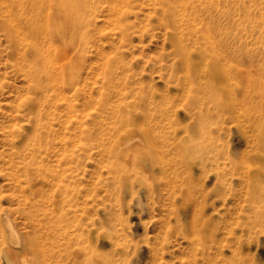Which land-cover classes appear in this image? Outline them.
Returning a JSON list of instances; mask_svg holds the SVG:
<instances>
[{"label": "rangeland", "instance_id": "rangeland-1", "mask_svg": "<svg viewBox=\"0 0 264 264\" xmlns=\"http://www.w3.org/2000/svg\"><path fill=\"white\" fill-rule=\"evenodd\" d=\"M86 1L0 0V264H264V0Z\"/></svg>", "mask_w": 264, "mask_h": 264}, {"label": "bare ground", "instance_id": "bare-ground-1", "mask_svg": "<svg viewBox=\"0 0 264 264\" xmlns=\"http://www.w3.org/2000/svg\"><path fill=\"white\" fill-rule=\"evenodd\" d=\"M6 6L9 7V14L8 19L11 22L10 25L7 27L13 28L15 25L17 28L24 29L25 26H28V29L31 33H37L38 31H44L42 26L39 23H36L33 19H26V9L28 6H36V0H2ZM28 2V3H27ZM86 0H56L55 3V11L52 16V19L56 22H60L63 24V28H69L71 22L76 19V12L81 10L80 5L86 4ZM27 6V7H26ZM16 11V12H15ZM43 8L39 10V14L43 13ZM82 11V10H81ZM17 14V15H16ZM65 32V31H64ZM62 32V35L64 34ZM39 33V32H38ZM37 33V34H38ZM210 99H213V96H210ZM137 129L128 128L125 130L124 134L126 138H117L116 146H115V153L114 156L119 160H127L130 162H135L137 158V154L143 151L149 150L150 144L153 143V133L146 131V129L140 130L141 136L143 137L144 141L148 145V148L145 150L144 147L140 146L137 141V136L133 135V131ZM155 149V148H154ZM2 222L4 225V229L1 232V237L6 238L8 240L9 246L6 247L8 250V258L19 259L20 253L23 251H27L28 249V241L21 240L16 233L12 222L6 217V215L2 216ZM7 245V244H6ZM15 247L11 249V247ZM72 260L75 258L71 255ZM90 261L93 264H99L98 260L94 257H90Z\"/></svg>", "mask_w": 264, "mask_h": 264}]
</instances>
